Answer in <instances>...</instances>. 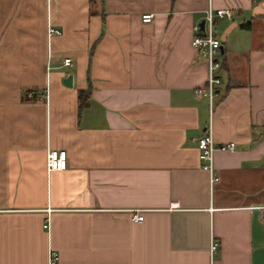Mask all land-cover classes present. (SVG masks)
Returning <instances> with one entry per match:
<instances>
[{
	"label": "crops",
	"instance_id": "obj_1",
	"mask_svg": "<svg viewBox=\"0 0 264 264\" xmlns=\"http://www.w3.org/2000/svg\"><path fill=\"white\" fill-rule=\"evenodd\" d=\"M207 6L230 10L210 102L190 45ZM207 129L233 144L211 183ZM263 204L264 0H0V264H264Z\"/></svg>",
	"mask_w": 264,
	"mask_h": 264
},
{
	"label": "built area",
	"instance_id": "obj_2",
	"mask_svg": "<svg viewBox=\"0 0 264 264\" xmlns=\"http://www.w3.org/2000/svg\"><path fill=\"white\" fill-rule=\"evenodd\" d=\"M230 10L228 8H211L207 6L202 16V28L198 25L193 26V34L190 39V45L200 52L206 62V79L205 83L195 88L194 93L196 95L206 96L208 101L217 96L216 88L220 83L218 77V69L220 67V52H219V40L214 35V19L216 17H229ZM151 17L149 13H143L140 15L141 21H148ZM46 37L49 39L53 35H58L59 30L50 24L46 25ZM62 66H69L70 60L66 57L61 60ZM46 91L43 90L38 97L45 96ZM31 95V92L26 94ZM195 147L197 149V159L199 161L200 168L208 174L209 182L217 180L216 175L213 172L212 167V154L217 148L219 150H232L233 144L231 142L222 143L218 146L214 145L210 131L204 130L196 138H194ZM44 167L46 171L60 170L65 167V153L63 150L47 149L44 156ZM262 216L264 217V204L260 206ZM142 215L139 213H133L131 219L134 221L141 220ZM216 248L214 241L209 242V251L212 252ZM54 255L50 254L49 261L52 262Z\"/></svg>",
	"mask_w": 264,
	"mask_h": 264
},
{
	"label": "trees",
	"instance_id": "obj_3",
	"mask_svg": "<svg viewBox=\"0 0 264 264\" xmlns=\"http://www.w3.org/2000/svg\"><path fill=\"white\" fill-rule=\"evenodd\" d=\"M88 88L78 89L76 91V101L78 110L84 108L87 105L88 101Z\"/></svg>",
	"mask_w": 264,
	"mask_h": 264
},
{
	"label": "water",
	"instance_id": "obj_4",
	"mask_svg": "<svg viewBox=\"0 0 264 264\" xmlns=\"http://www.w3.org/2000/svg\"><path fill=\"white\" fill-rule=\"evenodd\" d=\"M198 25H199V28L201 29L202 28V20L198 23ZM61 82L64 86L69 87L71 85V75L70 74L65 75L62 78Z\"/></svg>",
	"mask_w": 264,
	"mask_h": 264
}]
</instances>
